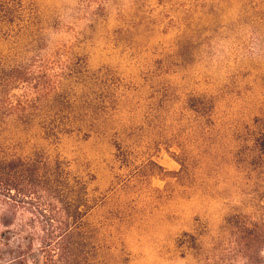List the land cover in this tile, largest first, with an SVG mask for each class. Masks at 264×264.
I'll list each match as a JSON object with an SVG mask.
<instances>
[{
  "label": "rangeland",
  "instance_id": "obj_1",
  "mask_svg": "<svg viewBox=\"0 0 264 264\" xmlns=\"http://www.w3.org/2000/svg\"><path fill=\"white\" fill-rule=\"evenodd\" d=\"M0 156L85 185L97 264H264V0H0Z\"/></svg>",
  "mask_w": 264,
  "mask_h": 264
},
{
  "label": "trees",
  "instance_id": "obj_2",
  "mask_svg": "<svg viewBox=\"0 0 264 264\" xmlns=\"http://www.w3.org/2000/svg\"><path fill=\"white\" fill-rule=\"evenodd\" d=\"M0 203L1 246L8 248L16 238L11 234L7 239L14 206L28 208L38 234L35 250L33 239L24 237L14 252L0 255V264H38L35 255L39 264H97L95 231L85 220L95 205L85 185L71 178L60 163L0 156Z\"/></svg>",
  "mask_w": 264,
  "mask_h": 264
}]
</instances>
